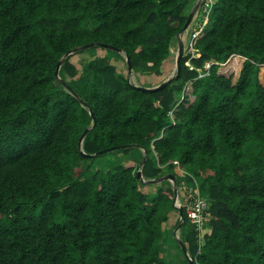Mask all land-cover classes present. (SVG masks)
Returning <instances> with one entry per match:
<instances>
[{
	"label": "trees",
	"instance_id": "1",
	"mask_svg": "<svg viewBox=\"0 0 264 264\" xmlns=\"http://www.w3.org/2000/svg\"><path fill=\"white\" fill-rule=\"evenodd\" d=\"M192 4L0 0V264H164L163 230L178 227L195 264H264V0H212L155 92L94 55L116 48L160 75ZM116 151L140 154L98 160ZM166 169L178 189L198 182L203 240L172 186L152 182Z\"/></svg>",
	"mask_w": 264,
	"mask_h": 264
},
{
	"label": "rangeland",
	"instance_id": "2",
	"mask_svg": "<svg viewBox=\"0 0 264 264\" xmlns=\"http://www.w3.org/2000/svg\"><path fill=\"white\" fill-rule=\"evenodd\" d=\"M197 1L198 0H193L192 9L196 5ZM200 8H198L190 26L186 30H184L183 32L178 34L180 36V40L184 44V54L188 53V50L190 49L191 40H192V32L200 30L203 26L204 21H205L206 17H205V14L203 13L204 9H200ZM192 9L186 10L185 14L186 15L190 14ZM177 37L178 36H176V38L172 41L171 55L163 63V65L161 67L160 75H158V76L153 75V73L145 74V75H139V74H135L134 72H132L131 74H128L126 59H125L124 55L121 52H116V51L109 49V48H96L94 51V55L97 58H106L107 60H109L111 62V64H113L116 67L117 72L122 74L123 76H125L132 84H134L136 86L147 87V88L148 87H155V86L159 85L160 83L166 81L167 79L175 76L176 58H177L178 43H179L178 42L179 40ZM115 153H117V154L115 155L112 152L106 156L99 158L98 160H102L104 163L108 162L109 165L115 163L116 161H117V163H121L124 165H135L137 162V157L140 154L139 152H137V154L135 155V153L132 152L131 154L123 155L121 153H118L117 151ZM105 166H100V168H104ZM176 169H177L178 173H181V170L178 166H176ZM96 170H97V168H92L89 171V173L91 174V173L95 172ZM167 173H168V170L167 169L164 170V177L167 176ZM162 181H160L161 183L158 182V183H160L158 185H160L161 187L165 188V186H164L165 182L169 183L171 186H173L172 182L168 179H163ZM145 189H146V191L149 190V192L153 190L151 193H149L150 196L153 197L155 195V189L150 190V188L147 189L146 187H145ZM178 191H179V189H178ZM178 196H179V200H178ZM183 196H184L183 192L178 193L177 200H176V206L181 204V199L183 198ZM175 217H176V215H175ZM171 223L174 227H176V220H174ZM172 230H175L176 232H178L176 234L177 238H178V235L181 236L183 231H184V229L181 227L180 228L178 227L176 229L172 228ZM161 247L163 248V243H162ZM181 254L183 255V259H182L181 264H186L185 263L186 258H185L183 253H181ZM175 264H177L176 261H175Z\"/></svg>",
	"mask_w": 264,
	"mask_h": 264
},
{
	"label": "water",
	"instance_id": "3",
	"mask_svg": "<svg viewBox=\"0 0 264 264\" xmlns=\"http://www.w3.org/2000/svg\"><path fill=\"white\" fill-rule=\"evenodd\" d=\"M200 3H201V0H198L197 3H196V5L194 6V8L192 9V11L190 12V14H188V16H187V20H186V22H185V24H184V26H183L181 32H183L184 30H186V29L190 26V24L192 23L193 18H194V16H195V14H196L198 8L200 7ZM177 36H178L177 38H178V40H179V41H178L179 43H178V53H177V58H176V73H178L179 70H180L181 63H182V58H183V56H184V44H183V42L180 40V36H179L178 34H177ZM92 46H94V44L84 45V46H81V47L75 48L74 50L68 52V53L66 54V56H68L69 54H71V53H73V52H76V51H78V50H85V49H88V48H90V47H92ZM107 48L112 49V50H114V51H116V52H121L119 49H116V48H112V47H109V46H107ZM125 59H126V65H127L128 74H131V73H132V66H131V63H130V59H129V57H126ZM60 65H61V62H58V64H57V68H56V70H55V74H54L56 78H59L58 73H59ZM174 78H175V76H174V77H171V78H169V79H167L166 81H164V82L160 83L159 85H157V86H155V87H152V88H147V87H143V86H136V85H135L134 87H136L137 89H139V90H141V91H144V92H155V91H158V90L164 88L165 86L171 84V83L173 82ZM63 85L66 86L65 83H63ZM67 88H68V87H67ZM68 89H69V88H68ZM91 117H92V120H93V126H94V125H95V118H94V115H93L92 113H91ZM87 132H88V129H85L84 132L82 133V135H81V137H80V140H79V145H81V142H82V140H83V138H84V136L86 135ZM105 153H106V151H105ZM144 153H146L145 150H144ZM81 155H82V156H85V157H91V158H92V157L100 156V155H101V152H98V153H96V154H94V155H86V154H84L83 152H81ZM136 177L139 178V179H141V181H143V180H142V176H141V172H140V170H137V171H136ZM163 179H168V180H170V181L172 182V185H173V186H172V189H173V206L177 209V212H178V214H179L180 220L182 221V220H183V209H182L181 206H176V200H177V186H176L175 177H174V175H172V174H167L166 177H162V178L157 179V180H154V181H152V182L157 183V182L162 181ZM178 243H179V246H180V248H181V251H182V253L184 254V256H185L186 260L188 261V263H189V264H195V263L192 262V260L189 258L188 254H187V251H186V248H185V246L183 245V243H182L181 241H179Z\"/></svg>",
	"mask_w": 264,
	"mask_h": 264
},
{
	"label": "built area",
	"instance_id": "4",
	"mask_svg": "<svg viewBox=\"0 0 264 264\" xmlns=\"http://www.w3.org/2000/svg\"><path fill=\"white\" fill-rule=\"evenodd\" d=\"M211 5L212 0H203V13L205 16L207 15ZM188 51L193 53L191 47ZM174 164L178 166L177 161H174ZM179 192L184 193L180 205L185 208L189 222L197 225L199 237L203 240L204 235L207 232V230L203 228V224L208 217L209 204L207 200L200 195L198 182L193 181L191 184L183 182L181 187H179Z\"/></svg>",
	"mask_w": 264,
	"mask_h": 264
},
{
	"label": "crops",
	"instance_id": "5",
	"mask_svg": "<svg viewBox=\"0 0 264 264\" xmlns=\"http://www.w3.org/2000/svg\"><path fill=\"white\" fill-rule=\"evenodd\" d=\"M135 153V152H133ZM175 230H170L169 228H164L163 230V248L161 260L164 264H175V261L177 264H181L183 255L181 254V250L178 249V243H175V240L177 242V239H179L181 236L178 235V238L176 237ZM181 254V255H180Z\"/></svg>",
	"mask_w": 264,
	"mask_h": 264
},
{
	"label": "clouds",
	"instance_id": "6",
	"mask_svg": "<svg viewBox=\"0 0 264 264\" xmlns=\"http://www.w3.org/2000/svg\"><path fill=\"white\" fill-rule=\"evenodd\" d=\"M201 2H203V0H201ZM201 4V3H200ZM206 17V16H205ZM201 30V29H200ZM199 33V30L198 31H195V32H192V39L197 35ZM191 42H192V40H191ZM191 48H192V45L190 46ZM189 52V51H188ZM191 53V52H190ZM209 67H210V64L209 63H206L205 64V66H204V69L205 70H208L209 69ZM201 75V76H200ZM199 77H202V74H199ZM178 193H180L179 191H178V188H177V195H178ZM178 200H179V196H178ZM177 206H181V205H177ZM182 207V206H181ZM182 209H183V207H182Z\"/></svg>",
	"mask_w": 264,
	"mask_h": 264
}]
</instances>
